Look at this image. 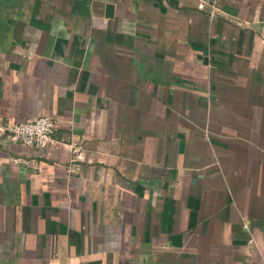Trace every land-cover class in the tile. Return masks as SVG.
<instances>
[{
  "label": "crops",
  "instance_id": "1",
  "mask_svg": "<svg viewBox=\"0 0 264 264\" xmlns=\"http://www.w3.org/2000/svg\"><path fill=\"white\" fill-rule=\"evenodd\" d=\"M0 128V264H264V0H0Z\"/></svg>",
  "mask_w": 264,
  "mask_h": 264
},
{
  "label": "built area",
  "instance_id": "2",
  "mask_svg": "<svg viewBox=\"0 0 264 264\" xmlns=\"http://www.w3.org/2000/svg\"><path fill=\"white\" fill-rule=\"evenodd\" d=\"M58 126L59 122L52 117L40 116L11 124L6 128V131L11 139L19 145L39 151L48 144L50 135Z\"/></svg>",
  "mask_w": 264,
  "mask_h": 264
},
{
  "label": "water",
  "instance_id": "3",
  "mask_svg": "<svg viewBox=\"0 0 264 264\" xmlns=\"http://www.w3.org/2000/svg\"><path fill=\"white\" fill-rule=\"evenodd\" d=\"M112 6L110 4L105 6V16L108 17L111 14Z\"/></svg>",
  "mask_w": 264,
  "mask_h": 264
}]
</instances>
